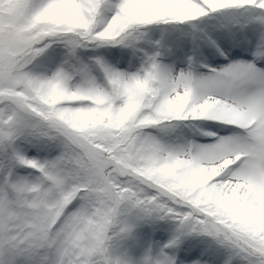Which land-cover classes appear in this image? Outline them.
Returning <instances> with one entry per match:
<instances>
[{"label":"snow or ice","instance_id":"1","mask_svg":"<svg viewBox=\"0 0 264 264\" xmlns=\"http://www.w3.org/2000/svg\"><path fill=\"white\" fill-rule=\"evenodd\" d=\"M0 264H264V0H0Z\"/></svg>","mask_w":264,"mask_h":264}]
</instances>
